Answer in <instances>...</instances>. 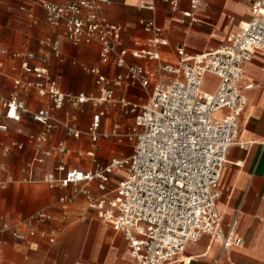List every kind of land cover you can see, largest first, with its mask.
<instances>
[{
	"label": "crops",
	"instance_id": "1",
	"mask_svg": "<svg viewBox=\"0 0 264 264\" xmlns=\"http://www.w3.org/2000/svg\"><path fill=\"white\" fill-rule=\"evenodd\" d=\"M72 1L55 0L62 5ZM203 1L207 6L200 14L202 21L191 25L181 22V12L189 9L186 0L180 4L179 12H172L163 0H110V4L102 6L100 15L122 28L121 43L104 61L98 43L69 42L63 28L47 22L44 8L36 0H0V50L10 52L9 55L0 53V106L18 88V97L28 110L52 107L49 98L40 97L34 88L27 86L35 78L24 72L23 59L15 58L14 54L33 53L35 57L29 63L45 66L63 93L98 97L103 88L98 82L100 76L114 79L125 74L129 66H143L153 71L154 77L160 75L158 63L136 59L130 53L143 48L150 36L144 30L145 22L154 20L163 29L167 45L161 47L162 60L175 63L180 48L194 55L222 47L228 34L237 32L251 16L249 0ZM143 4H153L154 10L141 8ZM53 41L59 42V56L48 44ZM123 49L128 53L124 65L119 66V53ZM165 78L168 80L169 76ZM217 83L215 76L208 75L205 87L214 91ZM250 84L253 87L245 90L248 105L240 119L238 136L245 146L234 145L229 149L218 183L222 197L217 208L223 217V227L229 229L237 219L236 234L243 240L242 246L231 249L227 264H264V54L254 56L245 67L240 86L245 89ZM112 91V100L107 104L119 103L122 110L132 105L131 112H135L142 105V94L148 95L142 106L148 102L151 88H133L124 83ZM98 113L101 114L100 138L93 143L87 130ZM110 120L107 108L92 104L75 108L66 104L60 110H52L53 127L47 141L40 142L39 137L45 130L30 113H22L18 121L0 116V122L8 125L7 131L0 132L3 169L0 173V264H138L130 255L125 238L89 211L77 186L47 181L51 175L61 180L70 170L87 172L96 163L107 165L114 159L129 158L131 155L101 161L110 158L115 150L113 141L118 144L129 141L127 134L134 124L127 130L118 123L109 127ZM68 124L78 129L81 136H68ZM115 128L117 131L113 133ZM59 146L66 153H60ZM83 156L88 160L79 161ZM125 174L122 170L115 171L108 188L115 189ZM89 188L93 194H101L97 182L89 184ZM65 196L74 197L68 206L60 203ZM40 211L47 213V219L30 221ZM73 220L80 222L72 225ZM14 231L23 238H16ZM220 251L219 240L203 236L187 245L181 260L174 264H216Z\"/></svg>",
	"mask_w": 264,
	"mask_h": 264
},
{
	"label": "built area",
	"instance_id": "2",
	"mask_svg": "<svg viewBox=\"0 0 264 264\" xmlns=\"http://www.w3.org/2000/svg\"><path fill=\"white\" fill-rule=\"evenodd\" d=\"M182 1L163 0L172 12H179ZM186 1L189 9L181 12V22L200 23V14L207 4L203 0ZM36 2L44 8L51 26L64 29L69 42L98 43L104 61L121 43L122 28L100 15L102 6L110 4V0H74L65 5L55 0ZM249 5V20L237 32L228 34L222 47L194 55L180 48L175 63L162 60L161 47L167 45L163 29L154 20L145 22L144 30L150 36L143 48L130 53L136 59L158 63L160 75L154 77L153 71L143 66H129L125 74L114 79L100 76L98 82L103 88L98 97L63 93L45 66L29 63L35 57L33 53L14 54L15 58L23 59L24 72L35 78L27 86L34 88L40 97L49 98L52 107L28 110L19 99L17 88L2 101L0 116L18 121L22 113H30L45 130L40 142L47 141L53 127L52 110H60L66 104L75 108L107 104L112 100V88L124 83L133 88H151L148 102L136 114L127 134L133 143L129 158L114 159L107 165L96 163L87 172L70 170L61 180L53 175L47 178L63 186H77L88 209L125 238L130 255L138 264H174L181 260L187 245L203 236L221 242L216 264L230 262L231 249L243 245L242 238L236 234L238 220L224 229L217 202L222 197L218 183L228 151L234 145L245 146L238 140L240 119L248 105L245 90L253 87L240 86L245 67L254 56L264 54V0H249ZM141 8L154 10V5L143 4ZM48 44L59 56V42ZM0 53L10 54L7 49H1ZM127 53L125 49L120 51L119 66L124 65ZM208 75L218 79L214 91L205 87ZM20 85L21 81H16V86ZM100 121L101 114H95L87 130L93 143L100 138ZM7 130L8 125L0 122V132ZM116 131L115 128L113 133ZM66 133L71 137L81 136L70 124L66 125ZM58 151L66 153L63 146ZM2 170L0 167V173ZM117 170L125 171L126 175L110 190L108 184ZM92 182H97L100 195L90 190ZM73 201V196H65L60 203L68 206ZM47 216L45 211H40L30 221L43 222ZM14 236L23 238L17 231Z\"/></svg>",
	"mask_w": 264,
	"mask_h": 264
},
{
	"label": "rangeland",
	"instance_id": "3",
	"mask_svg": "<svg viewBox=\"0 0 264 264\" xmlns=\"http://www.w3.org/2000/svg\"><path fill=\"white\" fill-rule=\"evenodd\" d=\"M149 93H150V91H149ZM142 96H143V100L140 102V104L143 105L146 102V100L148 99V95L142 94ZM141 106H138L136 108L135 112H131V109L133 108L132 105H128L127 107L124 108V110H122L121 105L119 103H116V104L111 103V104L101 105L100 108L101 109L107 108V110L111 116V120L109 121V127L113 126L114 123H118V124L122 125L121 126L122 128H125L128 130L130 125L134 122L135 114H137L140 111ZM97 110H98V108H97ZM113 146H114L115 150L112 153H110V158H107V160L101 159V161L105 160L106 162H108L112 157H127V156L131 155L133 152V147H132L133 143L130 141L123 142L120 144L113 141ZM86 160H88V158L86 156L79 157V161H86ZM111 186L115 187L113 184ZM79 222H80V220H73L72 225H76Z\"/></svg>",
	"mask_w": 264,
	"mask_h": 264
},
{
	"label": "bare ground",
	"instance_id": "4",
	"mask_svg": "<svg viewBox=\"0 0 264 264\" xmlns=\"http://www.w3.org/2000/svg\"><path fill=\"white\" fill-rule=\"evenodd\" d=\"M187 262L189 261V260H186Z\"/></svg>",
	"mask_w": 264,
	"mask_h": 264
}]
</instances>
